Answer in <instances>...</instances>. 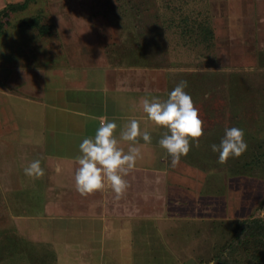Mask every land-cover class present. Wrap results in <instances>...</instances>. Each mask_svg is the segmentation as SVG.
<instances>
[{"label":"rangeland","instance_id":"374dc122","mask_svg":"<svg viewBox=\"0 0 264 264\" xmlns=\"http://www.w3.org/2000/svg\"><path fill=\"white\" fill-rule=\"evenodd\" d=\"M9 14L0 31V86L41 79L35 69L46 57L83 43L102 52L127 46L130 63L213 69L199 80L197 108L204 125L221 124L213 138L197 141L180 207L161 213L180 220L143 222L147 236L134 230L129 253L79 251L74 234L29 236V218L15 219L0 192V264H264V0H30ZM7 105L4 115L14 102ZM230 127L245 131L248 148L220 164L211 145ZM250 219L258 221L238 228Z\"/></svg>","mask_w":264,"mask_h":264},{"label":"crops","instance_id":"0c3cea01","mask_svg":"<svg viewBox=\"0 0 264 264\" xmlns=\"http://www.w3.org/2000/svg\"><path fill=\"white\" fill-rule=\"evenodd\" d=\"M0 2L5 5V0ZM125 47L102 52L100 47L88 48L83 43L67 53L46 57L45 67L42 64L35 69L40 70L41 79L30 77L24 83L16 82L13 89L0 86V108H4L2 104L8 106L7 101L14 102L9 114L0 110V192L14 210L15 219H32L25 226L29 236L74 234L79 237V251L125 254L129 253V236L134 230V234L146 235L143 222L180 220L161 213L170 206L180 207L181 183L188 173L185 166L191 170L193 157L198 154L197 141H191L190 152L173 168L171 156L158 144L167 129L148 119L141 100H166L168 93L185 80V91L197 107L199 80L211 79L213 73L198 63L183 68L130 63L129 47ZM192 52L194 55L191 48ZM132 56L133 60L139 57ZM4 74L6 78L10 71ZM101 117L116 122L118 140L131 119L139 120L141 130L152 137L150 144L140 139L136 145L141 156L124 177L129 186L120 198L107 183L103 190L86 196L76 191L79 145L84 138L94 137ZM211 121L204 125V139L219 133L215 125L221 122ZM130 145L119 142L125 152ZM36 159L41 160L45 171L39 179L24 172ZM28 202L30 209L26 210Z\"/></svg>","mask_w":264,"mask_h":264},{"label":"clouds","instance_id":"9594fccd","mask_svg":"<svg viewBox=\"0 0 264 264\" xmlns=\"http://www.w3.org/2000/svg\"><path fill=\"white\" fill-rule=\"evenodd\" d=\"M187 87L188 82L181 80L168 93L166 100L158 97H143L141 100L148 119L167 129L158 144L166 150L167 156H171L173 168L179 165L182 156L190 152L191 141H198L204 135V121L199 117V109L194 106L192 97L185 91ZM117 127L115 121L101 117L94 137L84 138L79 145L81 155L76 157L79 167L75 170L74 179L76 191L82 196L103 190L106 183L117 198L123 196L129 186L124 177L135 168L141 156L140 148L136 145L140 139L146 144L152 141L151 134L141 130L137 119H131L124 126L119 140L115 135ZM244 137L245 131L242 128H226L219 145H211V150L219 153L218 163L225 164L229 158L243 155L248 148ZM120 140L131 142L127 152L119 147ZM24 172L37 179L45 175L40 159L31 161Z\"/></svg>","mask_w":264,"mask_h":264},{"label":"trees","instance_id":"16d2710c","mask_svg":"<svg viewBox=\"0 0 264 264\" xmlns=\"http://www.w3.org/2000/svg\"><path fill=\"white\" fill-rule=\"evenodd\" d=\"M29 1L30 0H24L22 3H8L3 8L0 9V31L4 28V25H5L4 23L7 22L3 19L8 18V16H10L9 13H13L17 10H21V9L25 8ZM42 28L44 30L48 27L42 26ZM257 221L258 220H256V219L244 220L241 223H239L238 228L239 229H241V228L243 229L244 227L246 228L250 224L257 223ZM239 233H240V231H239ZM239 233H237L235 236L239 235Z\"/></svg>","mask_w":264,"mask_h":264}]
</instances>
